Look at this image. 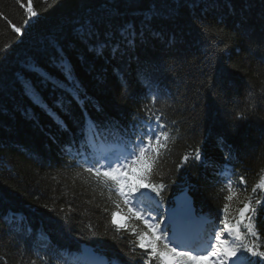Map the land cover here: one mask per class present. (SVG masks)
I'll use <instances>...</instances> for the list:
<instances>
[{
    "label": "trees",
    "instance_id": "obj_1",
    "mask_svg": "<svg viewBox=\"0 0 264 264\" xmlns=\"http://www.w3.org/2000/svg\"><path fill=\"white\" fill-rule=\"evenodd\" d=\"M86 2L0 0V264H28L35 258L34 246L41 255L50 253L54 264L57 257L58 264H63L60 250L84 248L106 256L108 262L135 264L125 256L135 238L111 224L115 208L107 188L82 173L75 161L70 163L67 149L72 145L71 155L82 150L85 121L89 128L92 121L106 120L128 128L134 117H144L143 105L153 106L147 99L142 72L164 94V102L157 101L155 108L163 113L170 134L156 177L157 183L166 185L162 193L165 207H172L175 196L188 189L196 212L210 218V230L223 227L220 220L226 202L229 216L235 217L238 199L243 197L238 191L233 201H226V177L219 175L229 148L234 188L243 176L241 187H247L244 195H248L264 177V103L258 101L257 108L250 111L247 99L249 92L259 97L264 89V0H231L227 6V0L219 4L198 0L205 5L200 14H207L210 23L224 21L219 27L227 34L228 51L219 60L204 56L198 29L183 38L178 34L183 21L176 25L158 22L155 27L164 30V42L150 38L131 59H113L108 54L97 57L79 42L71 27L92 11L83 7ZM121 2L122 15L129 20L143 17L147 11L138 7L142 0ZM143 2L152 7L177 5L180 0ZM169 11L160 9L162 16ZM174 34L176 43L169 46L167 41ZM58 55L74 67L79 103L68 95L70 83L56 87L57 81H64L56 70ZM36 72L50 73L52 83L41 84ZM28 83L37 85L47 108L32 103L25 91ZM58 100L66 105L64 110L57 106ZM196 148L201 150L203 163L190 160L178 168L183 156L191 157ZM69 204L74 211L65 223L62 217L68 214ZM116 220L137 231L143 229L142 222H129L123 213ZM229 222L235 223L233 219ZM255 230L256 237L248 235L244 243L264 251V212L259 210ZM142 252L135 248L136 260ZM38 264L45 261L38 260Z\"/></svg>",
    "mask_w": 264,
    "mask_h": 264
},
{
    "label": "snow or ice",
    "instance_id": "obj_2",
    "mask_svg": "<svg viewBox=\"0 0 264 264\" xmlns=\"http://www.w3.org/2000/svg\"><path fill=\"white\" fill-rule=\"evenodd\" d=\"M213 2L219 4L220 0ZM230 2L231 0H227L224 6ZM83 7L92 11L81 16L71 27L75 30L79 42L97 57L108 54L113 59L117 57L131 59L136 49L147 44L150 38L164 42V30L155 27L161 21L172 25L183 21V27H180L178 32L182 38L198 29V34L202 37L204 56L209 60H219L221 54H227L228 51L227 34L219 27L224 21L218 19L215 24L210 23L207 14H200L205 5L198 3V0H180L177 5L164 3L152 7L142 0L138 7L146 8L147 11L143 17L134 20L122 15L124 4L121 0L111 2L87 0ZM161 8L171 11L162 16ZM30 15L35 16L36 13L31 12ZM15 30L20 32L19 28ZM175 43L174 34L168 39L167 44L171 46ZM57 60L56 70L63 75L64 81H57L56 87L62 88L64 82L70 83L72 92L68 95L71 96V100L79 103L81 99L79 82L74 80V67L71 61L59 55ZM36 75L39 76L41 84L53 81L50 73L36 72ZM141 76L142 83L147 89V99L153 106L143 105L141 111L144 112V117H134L128 128H122L110 120L92 121L89 128L88 122L85 121L81 128L82 150L71 155L72 145L67 149V154L71 156L70 163L75 161L82 173H87L89 178H94L97 184L107 188L109 199L115 208L111 212V224L117 231L123 229L134 236L135 239L130 242L133 248L131 252L125 253V256L135 261V264H141V261L143 264H201V261L209 257L214 258L212 264H264V251H259L254 244L250 246L244 243L248 235L256 237L255 223L258 210L264 212V177L260 178L259 183L252 187L248 195H244L247 193V187H241L245 184L243 176L239 177V183L234 188L233 180L230 178L232 172L228 168L232 159L230 148L229 154L224 157V170L219 175L226 177V201H233L238 191L243 197L238 199L240 206L236 209L235 217L229 216L230 205L226 202L223 206L224 218L220 220L223 227L209 231L207 239L193 238L188 234L193 214L186 198L178 200L172 207H165L162 193L166 185L157 183L156 177L159 175L161 153L167 150L170 134L166 130V123L162 121L163 113L155 108L157 101L164 102V94L147 72H142ZM25 91L26 94H30L29 99L34 105L47 108L35 83L26 84ZM247 99L250 101L249 110L254 111L258 101L264 103V89H261L259 97L249 92ZM57 106L61 110L66 107L61 100L57 101ZM61 126L67 127L63 122ZM220 145L224 146L222 138ZM190 160L203 163L204 157L199 148L194 149L191 157L184 155L177 167H182ZM79 174L81 173H77ZM68 208V214L62 217L65 223L69 222L71 212L74 211L71 204ZM104 211L107 212L108 209L105 208ZM118 213H123L129 222H142L143 229L137 231L135 228H129L127 222H118L116 220ZM230 219L235 223H230ZM12 220H15V216ZM137 247L144 250L139 254L140 260H136ZM25 255L26 253L22 251L21 256ZM32 255L35 258L30 259L28 264H38V260L45 261V264H54L53 256L50 253L41 255L36 246L32 249ZM58 259L55 258V264H58ZM93 264L112 262L99 259L93 261Z\"/></svg>",
    "mask_w": 264,
    "mask_h": 264
},
{
    "label": "water",
    "instance_id": "obj_3",
    "mask_svg": "<svg viewBox=\"0 0 264 264\" xmlns=\"http://www.w3.org/2000/svg\"><path fill=\"white\" fill-rule=\"evenodd\" d=\"M190 203L191 205V208H192V214L194 216V213H195V207L193 205V199H192V196L189 194L188 190H183L182 192H180L177 196H176V199L175 201L177 202L178 200H182V199H185Z\"/></svg>",
    "mask_w": 264,
    "mask_h": 264
},
{
    "label": "bare ground",
    "instance_id": "obj_4",
    "mask_svg": "<svg viewBox=\"0 0 264 264\" xmlns=\"http://www.w3.org/2000/svg\"><path fill=\"white\" fill-rule=\"evenodd\" d=\"M179 193H180V192H179ZM177 195H178V194H177ZM177 195H176V196H177ZM174 205H175V201H174ZM174 205H173V206H174Z\"/></svg>",
    "mask_w": 264,
    "mask_h": 264
}]
</instances>
